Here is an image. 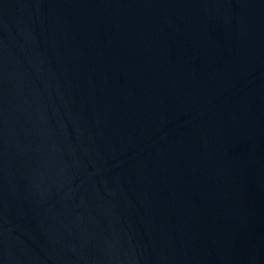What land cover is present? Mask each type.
<instances>
[{"label": "water", "instance_id": "water-1", "mask_svg": "<svg viewBox=\"0 0 264 264\" xmlns=\"http://www.w3.org/2000/svg\"><path fill=\"white\" fill-rule=\"evenodd\" d=\"M0 264H264V0H0Z\"/></svg>", "mask_w": 264, "mask_h": 264}]
</instances>
